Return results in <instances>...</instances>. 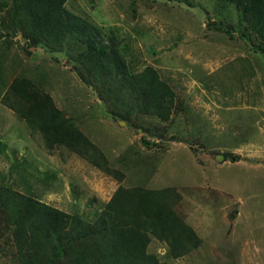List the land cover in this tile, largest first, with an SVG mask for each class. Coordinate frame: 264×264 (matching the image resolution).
Instances as JSON below:
<instances>
[{"label":"rangeland","instance_id":"374dc122","mask_svg":"<svg viewBox=\"0 0 264 264\" xmlns=\"http://www.w3.org/2000/svg\"><path fill=\"white\" fill-rule=\"evenodd\" d=\"M132 1L136 2L134 11ZM147 1L68 0L66 6L103 32L115 31L123 37L124 51L134 70L153 65L173 84L184 109H178L170 122L161 123L167 127L165 132L160 130L166 133L164 140L146 136L127 123L121 127L122 120L117 123L106 116V106L93 94L84 95V85L80 83L64 85L81 96L77 104L67 101L64 86L57 84L52 71L48 91L61 108L69 106L70 114L97 112L101 116L97 122L90 120V127L83 129L91 137L94 134L93 141L113 165L125 169V186H175L183 194L181 213L196 228L203 244L176 264H264V56L225 34L228 27L242 30L239 12L233 5L225 7L214 0H199L192 6ZM213 20L219 21V29L212 26L218 31L207 28ZM14 51L19 49L15 46ZM27 65L34 68L28 58ZM42 69L44 73L48 71L46 64ZM253 105L255 111L249 113ZM12 115V121L0 115V131L10 122L7 135L15 139L14 144H0L10 147L0 150V155L10 154L25 164L19 166L18 173L4 168L5 161L0 159V170L4 169L1 174L8 180L5 183L71 214L94 220L119 183L77 157L66 165H55L60 167L55 170V179L51 184L44 182L47 175L42 171L47 155L43 149H33L31 144L38 139L27 132L24 121ZM242 122L248 131L244 141L249 142L239 151L261 156L260 163L253 158L246 160L248 156L239 164L217 161L211 153L213 149L222 146L218 149L224 152L226 147L242 142V137H234L241 131ZM106 133L108 138L104 137ZM144 136L153 144L142 143ZM150 250L166 257V246L159 241H154Z\"/></svg>","mask_w":264,"mask_h":264},{"label":"trees","instance_id":"16d2710c","mask_svg":"<svg viewBox=\"0 0 264 264\" xmlns=\"http://www.w3.org/2000/svg\"><path fill=\"white\" fill-rule=\"evenodd\" d=\"M67 1L0 0L1 55L18 43L27 57L33 56V66L39 72L20 73L7 86L3 81L1 103L24 121L30 134L37 136L49 153H58L64 162L73 155L79 156L119 185L95 219L89 220L10 186L1 174L4 169L0 170V264H176L203 244L196 228L181 213L183 194L175 186H125V169L113 165L93 141L94 136L83 129L90 127V120L97 122L101 116L97 112L70 114L69 106L61 108L56 103L48 83L52 75L66 76L64 65L68 66L78 79L76 83L84 85V95L91 93L106 106V116L116 122L125 120L131 129L161 140L166 133L160 130H167L161 123L170 122L174 113L184 107L173 84L158 68L146 65L134 70L124 51V38L115 31L103 32L70 10ZM161 1L189 6L199 2ZM214 1L225 7L233 5L239 12L241 32L228 27L225 34L242 40L249 50L264 56V0ZM131 4L134 11L136 2ZM218 22L209 21L207 28L213 30L215 25L219 29ZM18 35L25 36L26 41L21 36L14 40ZM45 64L48 71L44 73ZM60 85L70 86V82ZM67 86L66 100L77 104L81 96L70 92ZM239 128L241 131L234 137H242L243 143L248 131L243 122ZM130 134L134 139V131ZM104 137L108 138L107 134ZM141 141L153 144L145 136ZM211 153H222L225 161L234 163L243 160L240 154L229 150L213 149ZM24 164L13 157L6 168L19 173V166ZM46 175L43 181L51 184L55 172ZM28 186L34 189V185ZM153 241L166 246L165 259L150 250Z\"/></svg>","mask_w":264,"mask_h":264},{"label":"crops","instance_id":"0c3cea01","mask_svg":"<svg viewBox=\"0 0 264 264\" xmlns=\"http://www.w3.org/2000/svg\"><path fill=\"white\" fill-rule=\"evenodd\" d=\"M14 40H17V37H14ZM16 46V48L17 49H19V51H14V47ZM32 51H35L36 50V48H32L31 49ZM2 53L0 52V86H1V84H2V82L4 81L5 83H6V86L8 85V84H10V82L13 80V78L16 76V75H19L20 73H27V74H29V75H35V73H32L31 71L32 70H34V68H36V67H34L33 66V56L31 55V59L29 58V57H27V55L25 54V53H23V51L21 50V48H20V45H18V43L17 44H15L13 47H12V49L9 51V52H7V53H5V54H3V55H1ZM24 54V55H23ZM9 56H10V58H9ZM27 58L29 59V65H31V66H33L34 68L33 69H31L28 65H27ZM10 59V60H9ZM9 61V62H8ZM8 62V63H7ZM36 62H37V60H36ZM5 63H7V64H5ZM69 67L68 66H64V70H67V73H66V71H65V73L67 74L66 76H64V77H62V76H60V77H58L57 78V84H61V83H64V84H66V83H68V82H70V85H71V83H73V84H75L76 82H78V79L76 78V75L74 74V72L73 71H71V70H69L68 69ZM3 69V70H2ZM34 71H37V70H34ZM72 73V74H71ZM37 75L39 74V72H37L36 73ZM13 75V77H11ZM55 82V83H56ZM53 89H55L54 88V86H51ZM62 88V87H61ZM61 88H59V89H61ZM49 90V89H48ZM56 90V89H55ZM65 90H66V87L64 86V93H65ZM1 92H0V115H2V114H4V115H6L11 121L12 120H14V116L12 115V110H10L8 107H7V109H5L4 108V106H3V104L1 103V97H2V90H0ZM57 91V90H56ZM68 96V95H67ZM250 103V102H249ZM254 105H255V103H254ZM250 106L249 107V110H248V112L249 113H254V111H255V106ZM262 106H264V105H262ZM256 108H258V107H256ZM264 108V107H263ZM261 109H262V107H261ZM2 112V113H1ZM257 112H262V110H260V111H258V109H257ZM9 123L10 122H8L5 126H3V131H0V144L1 143H7V141H10L11 142V144H14V142H15V139L12 137V136H8L7 135V129H8V126H9ZM262 127V126H261ZM261 127H260V130H261ZM12 130V129H11ZM29 132V131H28ZM262 132V131H261ZM30 133V132H29ZM107 134V133H106ZM32 137H35V139H38V137L37 136H34L33 134H30ZM92 136H94V134H92ZM108 136V135H107ZM247 142H249L248 141V139L245 141V142H243V143H241V144H238V145H236V146H229V147H226V150H229V151H233L235 154H240L242 157H243V159H246L247 157H245V156H248L249 158H247L246 160H253V159H256V160H253V161H257L258 160V158H261V156H252V155H250L249 156V154L248 153H244V152H242V151H239L242 147H243V144H245V143H247ZM31 146L33 147V149H37V148H40V149H43L44 150V152L46 153V155H47V159H46V164L43 166L44 167V169H43V173H45V174H50V173H54L55 172V170L56 169H60V167H58L60 164H62V165H66V164H68L72 159H74V158H79V159H82L81 157H79V156H71L66 162H64V161H61L60 160V158L58 157V153H49L44 147H43V144H42V141L40 140V139H38V141L37 142H35V143H32L31 144ZM222 147V146H221ZM221 147H218V148H221ZM231 147H233V149L234 150H231ZM10 147H9V145L8 144H4V145H0V150L1 151H7V150H10L9 149ZM217 148V149H218ZM235 148L236 149H238V150H235ZM32 149V148H31ZM216 155L217 154H215V157H216ZM56 157V159H54V160H52L53 158H55ZM209 158H210V156H208ZM12 158H13V156H11L10 154H7V156H1L0 155V159H2V160H4L5 161V167L4 168H6V167H9V164H10V161L12 160ZM251 158H253V159H251ZM83 160V159H82ZM47 161H49V163H50V165H48L47 164ZM54 161H57L58 162V164L56 163V162H54ZM244 160H240V161H236L235 163L236 164H239V162H243ZM56 163V164H55ZM258 163H260L259 162V160H258ZM46 165H48V166H46ZM55 165H58V166H55ZM54 167V168H53ZM260 167H262V166H260ZM53 179H55V177L53 178ZM61 208V207H60ZM180 210H181V208H180ZM236 217V216H235ZM154 242V241H153ZM153 242L151 243V244H153ZM202 246V245H201ZM200 246V247H201ZM151 247V246H150ZM195 252V251H194ZM185 258H187V256L185 257Z\"/></svg>","mask_w":264,"mask_h":264},{"label":"water","instance_id":"95a60500","mask_svg":"<svg viewBox=\"0 0 264 264\" xmlns=\"http://www.w3.org/2000/svg\"><path fill=\"white\" fill-rule=\"evenodd\" d=\"M21 38H22V40H24V41L26 40L25 36H23V35L21 36ZM120 123H121L122 125H125L127 122H126V121H121ZM216 156H217V157H216V160H217V161H222V160L224 159V155H223L222 153H221V154H217Z\"/></svg>","mask_w":264,"mask_h":264},{"label":"clouds","instance_id":"9594fccd","mask_svg":"<svg viewBox=\"0 0 264 264\" xmlns=\"http://www.w3.org/2000/svg\"><path fill=\"white\" fill-rule=\"evenodd\" d=\"M20 36H22V35H20ZM20 36L18 35V37H20ZM22 41H23V42H25L26 40H25V41H24V40H22ZM156 68H157V67H156ZM122 121H125V120H122ZM121 125H122V124H121Z\"/></svg>","mask_w":264,"mask_h":264}]
</instances>
